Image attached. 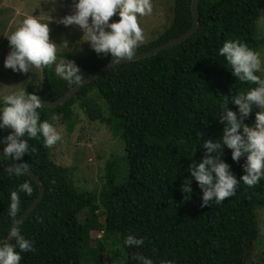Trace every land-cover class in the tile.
Here are the masks:
<instances>
[{
	"label": "trees",
	"instance_id": "16d2710c",
	"mask_svg": "<svg viewBox=\"0 0 264 264\" xmlns=\"http://www.w3.org/2000/svg\"><path fill=\"white\" fill-rule=\"evenodd\" d=\"M191 2L174 0L169 26L153 40L140 44L136 53L188 31L193 25ZM262 5L263 0H199L198 30L185 41L157 54L115 65L59 106H41V120L53 124L57 116L69 129L76 120L75 104L90 120L109 125L123 141L124 166L108 159L102 188L79 189L71 168L51 158V150L43 146L42 138L28 139L29 148L35 151L26 153L23 159L42 181L45 191L20 226L35 249L21 253L20 264H76L84 255L92 256L95 264H104L107 235L119 238L127 255L125 264H136L133 254L137 252L152 258L154 264L249 262L260 238L257 210L264 206V179L252 187L238 181L232 196L219 204L210 201L204 207L200 206L197 183L192 181L193 191L187 199L180 191V183L190 175L186 171L188 164L192 160L199 162L204 154L197 133L200 140H217L222 135L221 99L230 101L249 87L231 74L217 52L224 40L237 39L260 53L264 37L258 36L257 23ZM72 60L83 79L110 62L107 56L94 51ZM42 73L41 87L27 92L55 100L73 86L56 77L52 68H42ZM96 97L103 100L105 110ZM227 107L236 109L231 103ZM257 110L253 105L245 123L254 122ZM8 131L1 130L0 135ZM220 157L239 179L244 158L232 161L226 146ZM17 163L4 156L0 159V238L6 236L10 223V192L25 181L33 188L31 195L19 193L18 218L39 192L27 172L16 177L4 170ZM92 230L103 231L105 237L92 238ZM128 233L143 237L144 245L124 247L123 237Z\"/></svg>",
	"mask_w": 264,
	"mask_h": 264
},
{
	"label": "clouds",
	"instance_id": "9594fccd",
	"mask_svg": "<svg viewBox=\"0 0 264 264\" xmlns=\"http://www.w3.org/2000/svg\"><path fill=\"white\" fill-rule=\"evenodd\" d=\"M71 12L60 17L58 23L64 26L76 25L82 31V41L100 56H107L111 64L134 57L138 46L144 41L143 30L138 17L151 15L152 0H72ZM113 16L117 19H111ZM9 52L4 57L3 66L13 72L29 73L32 69L52 68L55 76L72 85L83 81L79 66L71 59H58V45L49 38L48 22L27 15L7 36ZM231 74L249 87L240 90L229 101L221 99L220 107L224 114L219 118L224 124L219 139H197L204 150L199 162L192 160L186 171L190 174L181 180L180 191L184 198L192 193V181L201 191L200 206L210 201L219 204L235 193L238 181L248 187L255 186L264 179V79L256 75L262 72L259 52L237 39H226L218 48ZM54 66V67H53ZM251 85H255L252 87ZM236 106L231 110L227 105ZM253 105L259 110L254 113V122L245 120L252 112ZM42 102L34 92L25 88L6 89L0 94V130L8 129L0 136L4 158L19 161L29 152L28 139H41L45 148H51L62 141V135L48 120H41ZM231 150V160L243 157V174L236 178L230 166L220 157L222 148ZM9 175L23 176L28 167L20 162L4 169ZM33 188L28 181L20 183L17 190L9 194L7 216L9 227L4 238H0V264H20L21 253L34 252L33 242L20 230L21 219L19 193L31 195ZM101 232V231H98ZM103 232V231H102ZM11 240V243L7 240ZM123 246L138 248L144 245V238L128 233L123 237ZM136 264H154L152 258L134 253ZM161 264H172L163 261Z\"/></svg>",
	"mask_w": 264,
	"mask_h": 264
},
{
	"label": "rangeland",
	"instance_id": "374dc122",
	"mask_svg": "<svg viewBox=\"0 0 264 264\" xmlns=\"http://www.w3.org/2000/svg\"><path fill=\"white\" fill-rule=\"evenodd\" d=\"M174 0H152L151 15L138 17L143 34V43L149 42L160 35L169 26ZM72 0H0V94L4 90L25 88L38 90L43 80L42 69H32L29 73L13 72L3 66L4 57L9 52L7 35L13 31L27 15H33L48 22L49 38L63 47L58 48L59 58L73 59L85 57L93 50L86 41H82V31L76 25L64 26L58 23L60 17L71 12ZM262 14L257 23V34L264 37V0ZM111 19H114L112 17ZM141 43V44H143ZM264 61V45L260 50ZM54 67V66H53ZM261 79H264L262 64ZM97 102L105 110L103 100L96 97ZM75 123L71 129L65 121L54 116L53 125L62 135V141L50 148L51 158L62 166L71 168L72 177L79 189L99 190L106 181V163L113 158L123 167L124 145L122 139L113 133L106 123L90 120L82 108L73 105ZM7 130V129H4ZM1 131V130H0ZM1 136V135H0ZM3 144H0V159L3 156ZM260 226V238L257 247L252 251L247 264H264V206L257 210ZM103 221V218H100ZM92 238H104L101 231H91ZM104 264L126 263L127 255L119 238L107 235L104 239ZM76 264H95L92 256H86Z\"/></svg>",
	"mask_w": 264,
	"mask_h": 264
},
{
	"label": "water",
	"instance_id": "95a60500",
	"mask_svg": "<svg viewBox=\"0 0 264 264\" xmlns=\"http://www.w3.org/2000/svg\"><path fill=\"white\" fill-rule=\"evenodd\" d=\"M198 3L199 0H192L191 2V10H192V14H193V25L192 27L184 32L182 35L172 38L167 42H164L150 50L144 51V52H139L136 53L134 55V57L130 60H122L119 63L116 64H111V62H108L105 66H103L102 68L96 70L94 73L90 74L89 76L85 77L82 81V83H80L79 85H73L63 96L59 97L58 99L55 100H46L42 97H40L37 93L41 102H42V106L45 107H56L59 106L60 104L66 102L67 100H69L82 86H84L85 84L89 83L90 81H92L93 79L97 78L100 74L106 72L108 69L114 67L115 65H119L123 62H128V61H135L138 59H142L154 54H157L158 52L173 47L174 45H177L183 41H185L187 38H189L190 36H192V34H194L199 27V15H198ZM21 161L23 163L27 164L28 167V175L34 180V182L39 186V192L37 194V196L35 197V199L31 202V204L28 206V208L22 213V215L19 218L21 219V224L26 220V218L30 215V213L33 211V209L40 203V201L42 200V197L44 195V191H45V187L44 184L42 183V181L39 179V177L34 173V171L32 170V168L28 165V163L23 159V157L21 158ZM16 163L18 161H15ZM20 224V226H21ZM7 242L11 243V240H7Z\"/></svg>",
	"mask_w": 264,
	"mask_h": 264
}]
</instances>
